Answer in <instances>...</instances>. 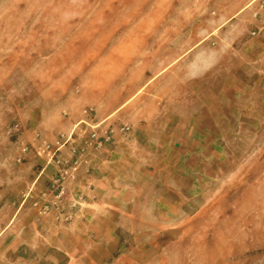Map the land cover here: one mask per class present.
<instances>
[{"label": "rangeland", "instance_id": "1", "mask_svg": "<svg viewBox=\"0 0 264 264\" xmlns=\"http://www.w3.org/2000/svg\"><path fill=\"white\" fill-rule=\"evenodd\" d=\"M257 2L0 0V264H264V7ZM214 47L224 55L192 77V53L210 57ZM86 75L103 85L125 77L121 87L162 78L163 123L144 132L164 134L162 156L139 157L96 184V172L130 139V122L85 106L72 127L45 137L67 116L61 97ZM92 129L110 141L85 145ZM24 133L31 142L23 144ZM56 142L61 163L46 164L37 151ZM170 143L187 153L170 155ZM72 148L85 150L77 164ZM114 230L118 246L110 244Z\"/></svg>", "mask_w": 264, "mask_h": 264}, {"label": "crops", "instance_id": "2", "mask_svg": "<svg viewBox=\"0 0 264 264\" xmlns=\"http://www.w3.org/2000/svg\"><path fill=\"white\" fill-rule=\"evenodd\" d=\"M262 29L263 34L260 38L264 40V27H262ZM217 44L219 45V42H217ZM228 45L230 46L229 43ZM222 50L228 55L226 59L231 58V52L228 48L226 49L223 46ZM222 50L217 47L212 48L210 57H208V52L203 53L200 52L199 49L196 50V55H194L195 53H192V56L194 57L190 62L191 76L194 77L196 75V77H198L200 74H208L210 68L220 60L219 57L224 55V53L220 52ZM81 80L83 81V84H80L78 88L71 90L69 93L66 92L61 97L62 99L64 98V113L67 116L62 118V120H64H61L59 127H57L58 130L55 129V127L50 130L48 134H44L45 137L47 136L46 138L52 140L56 135V132L63 129V125L65 128L72 127L82 116L81 108L87 106L94 108L99 118H107L119 112V117L124 121L130 122L134 128L130 135V139L121 142L112 153L107 165L96 172V176L92 180L93 182L99 184L107 180L109 176L110 178H114V173L115 171L117 172L119 167L123 168L131 164H138L140 162L138 159L139 157L162 156L159 152V145L166 141L163 137L164 134L160 133L152 135L153 137L150 138L144 133L149 125L163 123L162 121L167 108V94L160 89L162 78L159 79V85L148 86V84H145L144 86H127L125 83L124 87H121L120 85L126 80L125 77H123V79H120V77H109L106 79V85L98 83V79L95 75H86L82 77ZM146 86H148L146 95L137 97L141 89ZM156 87H158V90ZM182 97V91L175 92V110H179L180 112L183 110L181 102ZM138 129L143 130L141 131L142 133H140ZM157 131H160L159 128ZM22 137L23 139L21 141L23 144L31 142L33 138V136L28 133H24ZM22 148L23 147H21V150ZM167 151L170 155L187 153L184 152L185 150L183 147H177L176 143H170ZM23 156L29 160L32 157L31 153H25ZM141 162H143V159ZM161 162L165 163L166 161L164 159L159 160L158 165ZM126 169L128 168L126 167ZM18 212L19 211L16 210V214H18ZM81 230L82 229H79L78 231L79 235H86L87 229H84L83 231ZM96 230L97 229H95V231ZM115 234V230L108 233L110 236V244L112 246H118L119 244V239L113 237ZM107 263L135 264L128 260H111L107 261ZM66 264H72L71 260L69 259Z\"/></svg>", "mask_w": 264, "mask_h": 264}, {"label": "built area", "instance_id": "3", "mask_svg": "<svg viewBox=\"0 0 264 264\" xmlns=\"http://www.w3.org/2000/svg\"><path fill=\"white\" fill-rule=\"evenodd\" d=\"M257 4H258L259 9L263 8L264 7V0H258ZM83 112H84V114H86L88 116L91 115L90 109H84ZM81 123L83 125L89 126V123L87 122V120H83V121H81ZM121 130H128V127H126L124 125L121 128ZM86 137H87V140L84 141V144L87 146H92V144H93L95 148H98V147L100 148L102 145H104L110 141V137L107 136V134L98 135L94 131V129H92V131ZM69 140H70V137L65 142H68ZM56 146H58V147H56L55 149H52L48 145H43L37 151V155L38 156L44 155L45 158L47 159L46 164H49L50 162H54V163H56V165H58L61 163V161L59 160L57 153L60 151V147L63 146V143L56 142ZM71 153H72L73 157L76 158L75 160H73V163L77 164L78 161L81 159V157L85 154V150H84V148H80V149L79 148L78 149L72 148ZM76 168H77L76 166L72 167L73 170H76ZM60 178L62 179V176H60ZM57 182H60V179H58L56 181V183Z\"/></svg>", "mask_w": 264, "mask_h": 264}]
</instances>
